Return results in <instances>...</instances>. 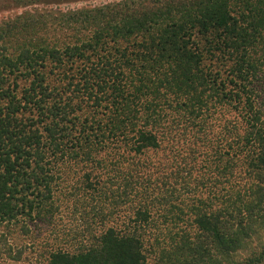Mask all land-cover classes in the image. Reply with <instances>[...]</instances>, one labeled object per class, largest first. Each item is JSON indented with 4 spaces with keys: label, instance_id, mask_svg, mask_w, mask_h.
Listing matches in <instances>:
<instances>
[{
    "label": "trees",
    "instance_id": "1",
    "mask_svg": "<svg viewBox=\"0 0 264 264\" xmlns=\"http://www.w3.org/2000/svg\"><path fill=\"white\" fill-rule=\"evenodd\" d=\"M262 94L264 0H123L0 24V226L29 229L63 193L137 182L133 160L166 146L161 176L217 170L221 208L199 196L183 214L193 230L150 240L142 225L162 198L131 187L136 226L52 248L48 264H261L264 246L233 256L264 222Z\"/></svg>",
    "mask_w": 264,
    "mask_h": 264
},
{
    "label": "rangeland",
    "instance_id": "2",
    "mask_svg": "<svg viewBox=\"0 0 264 264\" xmlns=\"http://www.w3.org/2000/svg\"><path fill=\"white\" fill-rule=\"evenodd\" d=\"M17 1H20V5ZM120 1L123 0H0V24L28 12L58 13L80 8H97ZM260 102L264 105V94L260 96ZM167 151L168 148L163 146L157 152L150 151L133 160V165L142 169V178L137 182L133 179L123 180L125 177L120 176L113 181L114 186L99 197L82 194L80 198H68L63 193L55 198L57 209L54 213L49 218L38 220L29 229L20 225L0 226V264H48V251L52 248L78 251L93 245L100 232L110 227L125 230L136 226L131 220H134L133 207L137 198L134 194L127 195L131 187L138 188L139 191L147 188L148 191L155 190L162 198L153 202L151 223L142 225L143 233L146 237L150 236V240L155 234L162 237L166 233L178 236L183 231L193 230L187 216L183 214L191 212V207L199 196H203L207 202L204 210L211 212L210 208L215 211L221 208L227 185L223 183L217 170L200 180L198 176L204 171L200 164L193 170L195 177L187 184L165 179L158 166L167 157ZM144 172H152L153 176L160 174V178L155 176L143 182L146 179ZM73 176L72 173L69 175L68 182L73 183L77 179ZM208 202L212 205H208ZM262 246L264 222L258 234L251 238L245 249L234 254L233 259L244 260ZM148 258H153V255Z\"/></svg>",
    "mask_w": 264,
    "mask_h": 264
}]
</instances>
